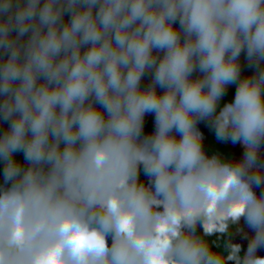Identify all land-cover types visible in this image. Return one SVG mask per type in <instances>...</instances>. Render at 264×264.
I'll list each match as a JSON object with an SVG mask.
<instances>
[{
    "label": "clouds",
    "instance_id": "9594fccd",
    "mask_svg": "<svg viewBox=\"0 0 264 264\" xmlns=\"http://www.w3.org/2000/svg\"><path fill=\"white\" fill-rule=\"evenodd\" d=\"M262 62L264 0H0V264H264Z\"/></svg>",
    "mask_w": 264,
    "mask_h": 264
},
{
    "label": "water",
    "instance_id": "95a60500",
    "mask_svg": "<svg viewBox=\"0 0 264 264\" xmlns=\"http://www.w3.org/2000/svg\"><path fill=\"white\" fill-rule=\"evenodd\" d=\"M67 19V18H66ZM178 27V24L176 25ZM161 55H163L161 53ZM240 63H241V77H245V76H250L252 74H254V72L256 71L255 67H250L249 66V62L246 58V53L242 52L241 56H240ZM261 67H264V62L261 63ZM194 76H198L200 75L199 73H194ZM151 79H152V75L151 73H147L141 81V87H147L150 83H151ZM157 91L162 93L163 89H160L159 87L157 88ZM8 123L7 122H2L0 121V134H2V132L8 128ZM198 128L199 130L202 132V134L204 135V148L205 151L209 152L210 149V138H211V130H210V124L208 121H203L198 123ZM154 115L153 114H148L145 117V126H144V134L145 135H149L151 133L154 132ZM143 172V171H142ZM148 180V177L145 176V181Z\"/></svg>",
    "mask_w": 264,
    "mask_h": 264
},
{
    "label": "trees",
    "instance_id": "16d2710c",
    "mask_svg": "<svg viewBox=\"0 0 264 264\" xmlns=\"http://www.w3.org/2000/svg\"><path fill=\"white\" fill-rule=\"evenodd\" d=\"M235 88H236L235 85L229 86V88L226 91L225 96L223 97V99L221 101V107L226 103V100L230 95H231V97L235 96ZM210 130H211V138H210L209 153L219 152L222 155H224L225 157H228L225 146L222 144L221 141L216 140L214 130L211 127H210ZM16 159H18L19 161H21L23 163L24 162L23 154L17 153ZM0 168L3 169V163L2 162H0ZM141 179L145 181V175L143 172H141ZM3 183H4V180L0 181V185H2ZM211 239H216V236L211 237Z\"/></svg>",
    "mask_w": 264,
    "mask_h": 264
},
{
    "label": "flooded vegetation",
    "instance_id": "af4514ba",
    "mask_svg": "<svg viewBox=\"0 0 264 264\" xmlns=\"http://www.w3.org/2000/svg\"><path fill=\"white\" fill-rule=\"evenodd\" d=\"M232 98H234V97H232ZM227 145H228L227 147L229 150V157L237 158V156L233 152L234 151V144L231 141H227ZM263 188H264L263 186L256 187L255 191L259 194V192L264 190ZM241 228H243V222H241ZM251 235H252L251 229H247V228H244L243 231L235 233L234 238H233V242L242 245V253L241 254H243V250H246L247 244L249 242V238L251 237ZM247 236H249V237H247Z\"/></svg>",
    "mask_w": 264,
    "mask_h": 264
},
{
    "label": "rangeland",
    "instance_id": "374dc122",
    "mask_svg": "<svg viewBox=\"0 0 264 264\" xmlns=\"http://www.w3.org/2000/svg\"><path fill=\"white\" fill-rule=\"evenodd\" d=\"M234 97V96H233ZM234 98L231 97V95L227 98L226 103L231 102ZM222 144L225 146L226 152H227V156L229 157V150H228V145L227 142H222ZM235 155L237 156V159L242 158L243 156V146L239 143L234 144V151ZM262 160H264V156L261 157ZM4 180L3 178V169L0 168V181ZM264 187V186H263ZM264 189V188H263ZM249 237V236H247ZM258 255L260 256H264V248L260 249L258 251Z\"/></svg>",
    "mask_w": 264,
    "mask_h": 264
}]
</instances>
